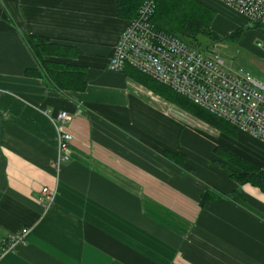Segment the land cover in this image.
<instances>
[{"label": "crops", "instance_id": "obj_1", "mask_svg": "<svg viewBox=\"0 0 264 264\" xmlns=\"http://www.w3.org/2000/svg\"><path fill=\"white\" fill-rule=\"evenodd\" d=\"M199 1L215 11L216 32L242 28V43L263 53L253 43L262 27L220 0ZM127 23L116 0H0V243L28 228L0 264H264V190L239 185L215 153L264 171V141L190 127L196 116L110 71ZM25 35L74 48L53 59L85 68L86 88L26 75L41 68ZM63 110L73 139L56 170ZM44 187L56 192L50 205L39 201Z\"/></svg>", "mask_w": 264, "mask_h": 264}, {"label": "built area", "instance_id": "obj_2", "mask_svg": "<svg viewBox=\"0 0 264 264\" xmlns=\"http://www.w3.org/2000/svg\"><path fill=\"white\" fill-rule=\"evenodd\" d=\"M244 15L251 25L264 26V0H220ZM155 2L146 0L128 21L108 61L114 72L132 67L184 95L216 117L264 141V85L248 73L232 70L218 53L203 52L180 38L156 29L150 22ZM60 111L56 170L70 159L73 136L62 126L68 118ZM56 192L42 188L39 201L50 205ZM28 233L24 227L0 243V255L13 250Z\"/></svg>", "mask_w": 264, "mask_h": 264}, {"label": "trees", "instance_id": "obj_3", "mask_svg": "<svg viewBox=\"0 0 264 264\" xmlns=\"http://www.w3.org/2000/svg\"><path fill=\"white\" fill-rule=\"evenodd\" d=\"M146 0H116L117 15L127 21L135 18L137 12ZM155 7L150 18L152 25L163 32L174 35L192 46L198 42L199 36L220 40L224 37L240 40L243 33L242 28L232 31L227 36L216 32L212 27L215 17V11L199 0H153ZM255 26V25H253ZM255 27H262L258 24ZM25 41L38 61L41 71L26 70V75L44 76L49 82L59 90H76L82 91L87 86L85 68L70 64L65 61L54 60L57 58H70L77 55V51L68 46L52 42L48 38L35 35H25ZM130 69L129 71H127ZM125 72L137 81L147 85L150 89L160 93L168 98L171 102L177 104L182 109L203 120L212 127L234 135L235 126L222 118L216 117L208 110L193 103L184 95L176 92L170 87L153 80L146 74L132 67H126ZM215 153L224 158L234 168L225 167L229 171L230 177L239 185L251 183L264 190V171L259 167L253 166L240 156L217 147ZM179 162V161H177ZM180 165L187 169L186 164L180 161ZM208 191L202 196V201L208 198Z\"/></svg>", "mask_w": 264, "mask_h": 264}, {"label": "rangeland", "instance_id": "obj_4", "mask_svg": "<svg viewBox=\"0 0 264 264\" xmlns=\"http://www.w3.org/2000/svg\"><path fill=\"white\" fill-rule=\"evenodd\" d=\"M258 24H255V26ZM262 29V28H260ZM264 30V28H263ZM220 34V33H219ZM199 46H194L203 52L218 53L219 56L225 61V65L230 67L234 71L248 73L257 82L264 85V41L254 40L255 47L259 48V51L263 53H257L250 46L245 45L241 40L232 39L230 37H224L220 40H213L212 38L199 36ZM259 41L260 43L256 44ZM194 117V116H193ZM195 124V120L186 121L190 127L196 128L197 126L202 128L201 130L208 135L216 137L218 131H215L208 123L203 120ZM217 155V154H216Z\"/></svg>", "mask_w": 264, "mask_h": 264}]
</instances>
